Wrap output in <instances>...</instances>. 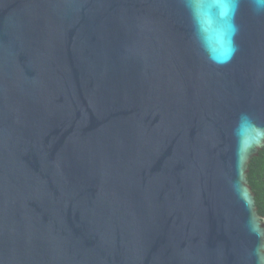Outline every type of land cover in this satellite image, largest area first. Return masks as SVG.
I'll return each mask as SVG.
<instances>
[{"label": "water", "instance_id": "obj_1", "mask_svg": "<svg viewBox=\"0 0 264 264\" xmlns=\"http://www.w3.org/2000/svg\"><path fill=\"white\" fill-rule=\"evenodd\" d=\"M211 4L0 0V264H264V10Z\"/></svg>", "mask_w": 264, "mask_h": 264}, {"label": "trees", "instance_id": "obj_2", "mask_svg": "<svg viewBox=\"0 0 264 264\" xmlns=\"http://www.w3.org/2000/svg\"><path fill=\"white\" fill-rule=\"evenodd\" d=\"M247 181L255 194L258 214L264 218V147L250 161Z\"/></svg>", "mask_w": 264, "mask_h": 264}, {"label": "snow or ice", "instance_id": "obj_3", "mask_svg": "<svg viewBox=\"0 0 264 264\" xmlns=\"http://www.w3.org/2000/svg\"><path fill=\"white\" fill-rule=\"evenodd\" d=\"M211 6H215L221 10L220 16L229 17L234 12L235 0H212ZM227 30L229 32L235 31V29L232 27V25L230 23L227 25ZM220 45L221 46H220L219 50L214 49V52L217 53L214 56V59H216L219 62H223L230 57L231 52L233 51V49L231 47L230 38H229L227 44H225V42L223 40H221ZM242 126L245 128L249 127L250 121L245 119L244 121H242ZM259 135H264V133H259ZM245 199L250 200L247 192H245Z\"/></svg>", "mask_w": 264, "mask_h": 264}, {"label": "clouds", "instance_id": "obj_4", "mask_svg": "<svg viewBox=\"0 0 264 264\" xmlns=\"http://www.w3.org/2000/svg\"><path fill=\"white\" fill-rule=\"evenodd\" d=\"M257 10H264V0H253Z\"/></svg>", "mask_w": 264, "mask_h": 264}]
</instances>
